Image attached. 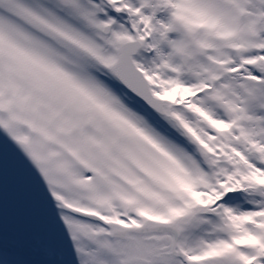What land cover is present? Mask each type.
Returning <instances> with one entry per match:
<instances>
[{
  "label": "snow or ice",
  "instance_id": "obj_1",
  "mask_svg": "<svg viewBox=\"0 0 264 264\" xmlns=\"http://www.w3.org/2000/svg\"><path fill=\"white\" fill-rule=\"evenodd\" d=\"M0 264H264V0H0Z\"/></svg>",
  "mask_w": 264,
  "mask_h": 264
}]
</instances>
